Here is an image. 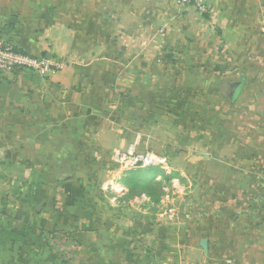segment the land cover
Here are the masks:
<instances>
[{"label": "crops", "instance_id": "obj_1", "mask_svg": "<svg viewBox=\"0 0 264 264\" xmlns=\"http://www.w3.org/2000/svg\"><path fill=\"white\" fill-rule=\"evenodd\" d=\"M206 5L201 15L174 0H0V41L66 64L44 75L28 70L0 73V231L17 223L8 215L18 201L16 211L34 217L23 220L26 225L68 230L75 242L68 252L74 246L79 252L69 256L75 264H264V208L254 210L259 217L240 216L243 208L233 203L241 176L245 186L264 194V0H206ZM162 64L184 66L179 75L184 82L207 68L209 76L223 80L244 72L239 96L232 101L229 92L234 104L227 112H221L225 95L220 87L212 90L211 108L202 104L196 109L202 116L200 129L206 125L204 114L211 113L217 126L213 130H221V123L230 133L244 130L251 154L234 156L228 198L223 190L216 191L219 209L214 216L185 219L184 231L178 233L167 232L166 225L161 230L163 220L104 218L102 212L111 207L99 201L85 209L73 200L66 213H59L61 194L50 185V172L78 156L77 143L62 131L74 129L72 124L88 111L84 105L94 98L108 104L109 66L135 69L134 83L157 80L141 73L142 67ZM225 66H230L228 72L212 68ZM127 76L112 79L126 82ZM222 82L228 89L227 81ZM98 83L104 90L98 91ZM108 146L102 145L101 153ZM46 163H53L51 170ZM4 169L9 173H2ZM13 187L16 191H10ZM125 192L123 188L118 198L123 200ZM43 212L51 220L39 219ZM10 235H0V245L3 237L10 246L8 252L0 247V264H14L17 251L12 249L20 251L22 242L28 250L22 254L27 255L15 264L33 262L29 252L37 257L43 252L28 249L42 235Z\"/></svg>", "mask_w": 264, "mask_h": 264}, {"label": "rangeland", "instance_id": "obj_2", "mask_svg": "<svg viewBox=\"0 0 264 264\" xmlns=\"http://www.w3.org/2000/svg\"><path fill=\"white\" fill-rule=\"evenodd\" d=\"M60 63L62 68L66 65L64 62V64ZM122 68L116 65L108 68L109 82L106 95L109 98H107L108 104L100 105L99 100L94 98V102L90 105H84L88 107V111L79 117L81 120L78 118L72 124L74 129L62 131L65 134L69 133L72 137L71 141L77 143L78 146L75 148L78 156L74 161L62 164L57 171L50 172V185L59 188L61 194L58 199L59 204L55 203L58 204L57 211L61 214L66 213L69 202L73 200L78 206L84 208V205L91 208L94 201H99L102 205L106 204L111 207L110 210L102 212L104 218H115L121 215L140 220L157 219L164 222L161 230L166 225L167 232L184 231L185 219L200 218L204 214L214 216V211L219 209L216 201V197L217 200L219 197L218 193L220 194L223 190L226 194L225 198H228V184L231 183L229 175L234 167V156L251 154V150L244 142L246 139L243 129L230 133L227 124L221 123V130L219 127V130L215 131L213 129L217 126L212 125L211 113L204 114L206 125L204 129H200L202 116L200 113L197 114L196 110L197 106L200 107L202 104L206 108H211L215 96L212 90L220 87L221 95H225L220 99L221 112H227L231 104H234V102L229 103V92H233L235 83L240 81L244 72L239 70L232 80H223L224 78L214 79L209 76V68H207L203 73L197 74L196 78L184 82V77L182 79L179 76L184 74V66L162 64L142 67L141 73H150L156 76L157 80L133 83L132 75L134 71L136 73V70L126 66L123 72ZM212 68L221 73L230 70V66ZM118 74L126 76L129 74L125 79L126 82L117 83L112 79ZM172 75L179 77L175 78ZM222 81H227L228 89L225 86L226 83ZM98 86H101L98 91L105 88L102 83H98ZM241 89L242 87L236 98ZM149 91L153 93L149 94ZM166 104L168 110L164 108ZM215 104H217L216 99ZM149 106H153V109H149ZM225 116H227L226 113ZM95 121L101 122H96V124ZM218 136L221 142L217 140ZM232 137L236 142L231 140ZM102 145L106 147L110 145L108 150H103L106 153H101ZM129 151L140 154L153 151L167 158V167L164 171L171 178L165 183L163 194L158 202L145 194L127 197L128 188L122 182V177L128 171L144 167L140 164H130L129 158L121 161L122 156H129ZM52 164L46 163L47 168L51 170ZM3 171L2 173H9L5 169ZM58 172L73 173L74 176L58 184L56 183L59 177ZM160 180L164 181L163 178L157 177V181ZM238 180L241 189H238L239 191L233 196V203L243 208L244 211L239 212L240 216L246 213H248L246 216H261L255 211L264 208V194L245 186L243 176ZM123 188L126 192L121 195L123 199L121 200L118 196ZM9 189L16 191V188ZM15 195L18 194L13 193V197ZM45 199L51 202V198ZM145 203L150 204V209ZM128 204L132 207L127 206ZM19 207L20 203L13 201L8 217L13 218L12 221L17 223L1 229L0 235H5L4 238L11 236L10 233L23 237H27L30 233L42 235L39 238L40 241L35 243L33 248L28 249L34 252L39 247L38 250H43V252L39 253V257L29 252L33 262L28 261V264H75V260L70 261L69 256H73L76 247L74 246L70 252H67L69 251L67 248L59 246V235L62 233L67 235L68 230L45 231L37 226L26 225L23 220L34 219V217L29 215L28 211H16ZM39 219L51 220L50 214L43 212ZM62 220L66 219L62 216ZM1 241L0 247L6 248L8 252L10 246L6 244L3 237ZM24 244V242L20 244V251L11 248L17 251L12 260L14 264L18 257L24 259L27 255L22 254L27 250Z\"/></svg>", "mask_w": 264, "mask_h": 264}, {"label": "built area", "instance_id": "obj_3", "mask_svg": "<svg viewBox=\"0 0 264 264\" xmlns=\"http://www.w3.org/2000/svg\"><path fill=\"white\" fill-rule=\"evenodd\" d=\"M174 2L182 7L190 6L201 15L207 12L206 0H174ZM60 68H62V64L57 60L21 52L0 41V73L28 70L37 75H44ZM128 155V157L122 156L121 161L129 158L128 162L132 165L158 166L163 170L167 167V158L153 151L141 154L129 151Z\"/></svg>", "mask_w": 264, "mask_h": 264}, {"label": "trees", "instance_id": "obj_4", "mask_svg": "<svg viewBox=\"0 0 264 264\" xmlns=\"http://www.w3.org/2000/svg\"><path fill=\"white\" fill-rule=\"evenodd\" d=\"M243 84L244 81L242 85ZM68 174L59 173L56 183L60 184L64 180H70L71 178L67 177ZM157 177L163 178L164 181H157ZM170 178L171 177L165 174V171L158 166H144L138 167L136 170L128 171L126 175L122 177V182L128 188L127 197L145 194L150 199L158 202L160 196L163 194V187ZM58 238L60 242H58L59 246H64L67 250H69L74 244L73 240L70 239L69 234L66 235L62 233Z\"/></svg>", "mask_w": 264, "mask_h": 264}, {"label": "water", "instance_id": "obj_5", "mask_svg": "<svg viewBox=\"0 0 264 264\" xmlns=\"http://www.w3.org/2000/svg\"><path fill=\"white\" fill-rule=\"evenodd\" d=\"M9 21H11V20H9ZM243 81H244V78L242 77L240 81L235 83V85L233 87V92L231 93V100L232 101L235 100L236 96L238 95V92L240 90V87H241ZM73 176H74L73 173H70V174L67 175V177H69V178H72Z\"/></svg>", "mask_w": 264, "mask_h": 264}]
</instances>
